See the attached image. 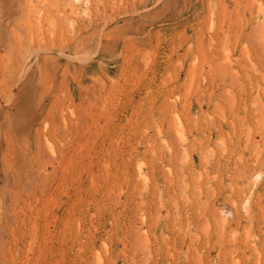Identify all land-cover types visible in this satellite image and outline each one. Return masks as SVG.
<instances>
[{
	"label": "rangeland",
	"instance_id": "rangeland-1",
	"mask_svg": "<svg viewBox=\"0 0 264 264\" xmlns=\"http://www.w3.org/2000/svg\"><path fill=\"white\" fill-rule=\"evenodd\" d=\"M44 58L73 153L0 172V264H264V0H0V65Z\"/></svg>",
	"mask_w": 264,
	"mask_h": 264
},
{
	"label": "bare ground",
	"instance_id": "bare-ground-1",
	"mask_svg": "<svg viewBox=\"0 0 264 264\" xmlns=\"http://www.w3.org/2000/svg\"><path fill=\"white\" fill-rule=\"evenodd\" d=\"M8 52L10 53V51ZM11 54L12 53H10V55ZM10 65L11 63L9 64V66ZM61 66V63L52 64L48 62L47 58L39 59L32 64H26V66L24 65L22 69H19V71L18 68H13V64L11 65V68L7 67L6 64L4 66L0 65V96L2 94L1 86L4 88V90L6 87L5 85H2V83H5L8 78H10L11 81L12 91L16 90L17 93L21 94L25 91L24 93L27 94L26 96H28V99L24 102L21 101L20 103H18L20 99L16 98L12 99L8 106H4L2 103H0V172L5 175L4 177L9 181V183L14 181L13 179L15 176L19 177V180H24L26 175L29 174L33 179H41L39 185L45 186L46 178L41 173L40 168H35L37 159L41 157V155H44L46 159L53 161V168L55 171L56 169H58L59 163L62 162L70 152L73 153V148H66L69 146L63 145L64 143H61L62 141H60L56 137V134H60L64 139H66L67 142V135L71 134V130L69 128L71 119L73 118V113L70 111L66 113L70 118L69 122L65 120L64 112L66 109L62 104H59L58 100V98H60L61 96L57 95L53 97V83L55 81L53 72L55 73L56 71H58ZM25 72L27 73V76L25 75ZM80 85L82 89L84 87L83 81L80 82ZM73 96L74 95L72 93H68V104L73 102ZM45 99L46 102L44 103ZM83 106L85 107V105ZM54 107H56V111L54 113L55 116L53 117ZM28 110L32 111V114H30ZM33 110L38 111V116L35 115L36 113L33 112ZM78 110L81 111L80 108ZM78 110L76 112L79 113ZM80 114L81 113H79V115ZM68 116H66V118ZM39 117L42 118L39 119ZM81 119L73 121L72 126L76 129L79 127H85V120L82 121ZM38 123H40V127H44L48 133L51 132L50 134H53L54 140L60 147L59 152L47 151L48 153L46 154L42 150V148L40 147V145L43 143L41 142L40 137V132H42V130L40 128L37 129ZM71 140L72 139L70 138V141ZM24 184L29 187L28 189H31L32 186L27 181H24ZM1 232L3 231H0V233Z\"/></svg>",
	"mask_w": 264,
	"mask_h": 264
}]
</instances>
